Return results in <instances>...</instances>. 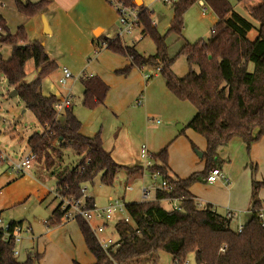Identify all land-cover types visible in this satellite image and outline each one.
<instances>
[{
  "label": "trees",
  "instance_id": "trees-1",
  "mask_svg": "<svg viewBox=\"0 0 264 264\" xmlns=\"http://www.w3.org/2000/svg\"><path fill=\"white\" fill-rule=\"evenodd\" d=\"M123 1L136 9V27H140L141 35L152 40L154 52L143 55L134 45L122 42L118 35L102 40L98 36L96 45L128 59L129 64L119 73L126 74L132 67L159 68L169 92L194 107L195 114L186 126L205 140L204 166L185 178H174L168 174L167 146L154 153L158 162L147 169L159 170L171 189L156 190L153 200L126 203L131 224L123 220L115 224L121 245L110 253L111 258L100 248L86 220L75 217L85 247L94 257L93 264H127L156 250L169 253L173 264H182L188 253L193 254L196 264H264V226L256 214L260 208L258 191L264 186L263 182L252 181V211L240 232L233 231L230 219L212 210L210 205L198 207L188 190L196 181L205 182L212 167L221 166L223 161L216 153L218 146L237 137L248 152L251 144L264 134V0L250 10L251 17L258 23L254 40L246 36L252 29L251 23L233 11L229 0H202L217 19L206 39L200 38L192 43L183 36V16L196 0L170 1L172 17L164 33H160L152 22L149 9L137 4V0ZM47 3V0H14L16 11L28 16L40 13ZM0 21L6 31L1 41L11 46L8 58L0 56V73L42 126L41 132H34L27 139L33 160L40 162L46 175L52 176L62 159V152L52 145L53 141L74 142L76 146L87 148L81 160L56 181V194L77 199L81 186L92 184L97 174L102 184H111L120 170H129V165L118 164L111 158L99 131L92 136L82 134L81 123L70 108L57 112L59 97L41 91V79L56 68L55 62L49 60L40 41L28 40L22 26L12 33L2 18ZM168 35H173L174 41H180L172 56ZM178 55H184L188 64V72L183 77L176 76L171 69ZM28 60L33 61L37 71L31 82L24 81V66ZM250 63L252 70L248 69ZM192 65L197 66L198 72L191 69ZM81 81L82 105L89 109L102 105L108 85L94 75ZM130 169L135 171L132 178L140 176L143 171L140 164H133ZM172 199L179 200L178 208L161 206L162 200ZM92 202L93 198L88 197L89 206ZM62 218L59 202L45 224L48 227L58 225ZM13 248L14 243L4 241L0 234V264H32L30 253L19 261ZM72 264L81 263L72 261Z\"/></svg>",
  "mask_w": 264,
  "mask_h": 264
},
{
  "label": "rangeland",
  "instance_id": "rangeland-1",
  "mask_svg": "<svg viewBox=\"0 0 264 264\" xmlns=\"http://www.w3.org/2000/svg\"><path fill=\"white\" fill-rule=\"evenodd\" d=\"M229 1L233 11L251 23L252 29L247 32L246 36L249 40H254L257 36L258 23L251 17L250 10L259 5L263 0ZM3 2L2 11L5 13L10 32L13 33L18 26H22L25 29L28 39H32L31 41H40L46 53L50 51L48 54L49 60L55 62L56 68L41 79V91L44 94L51 93L57 97L66 94L70 95L72 111L82 122V134L92 136L99 131L101 136L106 135L108 129L112 126L110 123L111 117L105 107L102 106L89 109L81 103L83 91L81 79L87 78L89 75H94L100 77L109 85V92L106 96L112 97L117 103H119V101L122 103L124 100L123 96L129 93L131 87L133 90H137L131 94L132 96H127L126 98V100L130 101L127 102L129 108L135 110L134 115L137 117V121L133 116L135 123L130 126L131 134L126 135L122 133V135H120V147H124L125 149L129 147V151L132 153L134 150L131 146L132 144L135 146L137 143L138 147H140L141 144H145L143 137L146 131L150 133L151 138L157 139L161 137L162 133H167V125H170L175 133L173 135L170 134L171 136H169L165 145L167 142H172L167 146L171 164L183 173V171L189 169L185 168V163H188L186 160H191L192 170H188V174L195 171L197 167H200V169L203 168V159L198 155V152H202V150L198 148L196 140L194 141L196 146H190L189 133L193 132L192 134H195L199 140H202L203 137L191 131L187 126L181 129V131L178 130V124H182L179 121L166 120V113L170 104L166 99H160L161 95L157 97L159 92L157 93L156 90L161 88L160 84H164L163 78L159 72L155 71L154 68L132 67L126 74L119 73V70H123L129 64L128 59L102 46V48H100L101 50L99 49L98 51V49H96L97 51H95L94 45L91 44L90 39L92 35H94L92 30L96 27L102 28L103 35L109 36L110 38L115 31L118 32V28L120 27L119 15L112 4L107 0H73V3L67 10L65 7V9L61 8L59 4L57 5V3L52 0L46 4L40 13L28 16L16 11L14 0H3ZM139 3L140 2H137V4ZM162 6L165 9L166 6L167 8L170 7L168 4H163ZM202 7L201 3L196 0L184 14L183 36L190 43L200 38L206 39L216 20L215 13L206 4L204 5L205 14L202 15ZM169 10H171V8ZM156 12H154V18L156 17ZM41 13L45 17L48 27L49 25H53V33H42ZM96 34H98V32ZM139 37V29L135 27L130 33H125L120 38L126 45L135 44L136 48L142 53L149 54L155 50L152 40L147 35L138 39ZM167 42L170 43L169 54L172 56L177 51L180 41H174L173 35H168ZM10 50L11 46L9 44L0 45V56L4 59L8 58ZM63 68H66L71 76L67 78L64 83H60L58 79L62 76ZM24 69V81H33L37 75L33 61H26ZM171 69L176 76L183 77L188 72L186 57L184 55L176 56ZM191 69L198 72L196 65H192ZM248 69L252 70L251 63ZM154 73H156V75ZM144 74H148L150 77L146 79ZM143 84L155 85L150 87L147 91ZM141 90L142 93H139ZM11 91L12 88L6 83L4 75L0 73V151L4 153L8 159L16 161L30 151L27 139L32 133L41 132L42 126L37 122L32 112L24 106L17 95H9ZM166 92L170 95L168 91ZM145 94H147L146 96L148 98L147 104L144 99ZM139 99L142 100L141 103H138ZM146 106L149 108V113H154V119L149 121V124L154 121L156 127L145 129L144 126L140 124ZM121 119H123L122 123L128 120L125 118L124 113L121 114ZM176 133L178 135L175 137ZM128 135H131V139H133L132 142H130ZM184 140L188 144L189 152L183 150L182 142H184ZM75 153L74 150L65 151L64 162L61 163L58 172L63 168L70 167L71 164L75 162ZM152 159V164L158 162L154 159L153 153ZM130 166L131 165H129L128 168L129 170H120V172L125 173L126 178L118 172L109 185L102 184L99 180V174H97L92 184H84L87 189V194L92 196L95 203L99 206L103 204L105 197L112 193L124 195L125 201L139 202L141 198L138 188L143 185H150L151 180L148 172H144L142 178L133 179L132 176H135L133 174L135 171L134 169L131 170ZM259 169L264 176V161L260 162ZM129 171H131V173H129ZM258 171L259 170H256L255 173H258ZM55 179L54 176L48 179V186L50 189ZM124 182L131 184L135 190L131 192L126 191V193H124ZM196 184H198V182ZM39 187L43 189L42 186ZM153 198L154 190L151 189L150 198L148 200H153ZM162 205L164 208H170V204L168 205L167 202H163ZM44 206V204H38L36 196L31 194L25 202L26 219L24 224L28 225V221L33 229L41 227L44 219L47 217V208ZM107 233H109V231H106L105 234ZM111 234L113 236L115 235L114 232H111ZM76 243L77 242H75V244ZM79 249L74 256L77 260L88 264L90 263L88 261L94 260L92 254L87 250L84 249L85 251L83 252V250L81 251ZM59 253V251H54L51 255L45 254L42 258L37 257V260L32 264H72V262H70L71 257L67 255V253H63V250L61 254ZM87 258L91 259L88 260ZM184 262L195 264L193 254L188 253ZM127 264H173V262L169 253L163 250H156L150 255H145L139 260H133Z\"/></svg>",
  "mask_w": 264,
  "mask_h": 264
},
{
  "label": "crops",
  "instance_id": "crops-1",
  "mask_svg": "<svg viewBox=\"0 0 264 264\" xmlns=\"http://www.w3.org/2000/svg\"><path fill=\"white\" fill-rule=\"evenodd\" d=\"M47 1L49 2L52 0H47ZM54 1L55 3H57V5L59 4L61 8L63 9L66 8L67 10L69 9L68 7L73 3V0H54ZM198 1L200 3H203L202 0H198ZM137 2H140L139 4L143 5L145 8L150 10L152 22L156 25L160 33H164L169 26V22L172 17V12L171 10H169L170 7L167 8L166 6L165 9L162 5L168 4L170 6V2L165 0H137ZM3 5H4L3 0H0V17L4 20L6 27L10 31L9 29L10 27L8 25V21L6 19L5 13L4 11H2ZM154 12L157 13L155 18L153 17ZM41 15L43 14L41 13ZM94 26H98V25H94ZM49 27H48L49 32L47 34L53 33L54 31L53 25H49ZM137 28L139 29V36H140L138 39H140L143 35H141L140 33V27ZM96 30L98 34H94ZM92 32L94 35H92L90 42L92 45H94L95 51H97L96 49H98L99 51V49L104 46L98 47L96 45V41L99 42L97 40V37L100 36L101 38L100 40H102L103 38H110V37L103 35V29L100 27H96L95 29L92 30ZM115 35H117V31H115V33L112 34L111 36L113 37ZM28 40L31 41L32 39H28ZM133 45L136 48V45L135 44ZM136 50L143 55H148L142 53L137 48ZM153 52L154 51H152L149 54H152ZM49 53L50 51L47 53V55ZM155 71L157 70L155 69ZM154 74L156 75V73ZM154 85L155 84H143V86H145V89L147 91L150 87H153ZM160 85L161 88L156 90L157 93L159 92L157 97L161 95L160 99H166L167 102L170 104V107L166 113V120L181 122L182 123L180 124L182 126L181 129H183L190 121V119L194 116L195 114L194 107L187 101H180L177 98H175L173 94L169 92V90L166 88L165 84H160ZM134 91L137 90H133V88L131 87L129 93L123 96L124 100L122 101V103L121 101L117 103L115 99H113L112 97L106 96L104 103L102 105L97 106V107H102V106L105 107L111 117L110 123L112 124V126L108 129V133L106 135L101 136L104 147L105 149L110 151V156L116 163L123 165H133L136 163L140 164L139 150H138L139 147L137 143L135 144V146L133 144L131 145L134 149L133 150L134 153L133 151L132 153L129 151V147L125 149L124 147H120L119 145V137L120 135H122V133H125L126 135L131 134L130 126L135 123L133 116L137 121V117L134 115L135 110L129 108L127 102L130 101L126 100L127 96L128 97L132 96L131 94ZM166 91H168L171 96L167 94ZM108 92H109V85H108L107 94ZM139 93H142V90L139 91ZM146 95L147 94L144 95V99L147 104L148 98ZM63 96L64 95L59 96V101L62 100ZM138 101L139 103L142 102V100L140 99ZM147 107L148 106H146L144 109V115L141 122L138 121L140 122V124L144 126L145 129L156 127L154 121L149 124V121H152L154 119V113H149L148 111L149 108ZM68 108H70L72 111L71 98H70V106ZM72 113L74 114L73 111ZM123 113L125 115V118L128 119L125 121V123H122L123 119H121V114ZM80 123L82 126L81 121ZM181 129L179 130L181 131ZM191 131L193 130L191 129ZM80 132H81V127H80ZM174 133L175 131L171 128L170 125H167V133L166 134L162 133L161 137L157 139L153 137L151 138L150 133L146 131V134L143 138L145 140V146L147 147L149 153L151 151V154L152 153L154 154L162 147H164L165 142L167 141L169 136H171L170 134L173 135ZM192 133L193 132L189 133L190 146L191 144L196 146V144L194 143V141L196 140L198 148L203 151L205 149L204 138L202 140H199V138H197L195 134ZM177 135L178 134L176 133L175 137ZM128 138L130 142L133 141V139H131V135H128ZM170 142H167L166 146H168ZM52 145L62 152L61 163L64 162L63 159H64L65 151L74 150L76 152L75 153L76 158H75V162L72 163L70 167L63 168L60 172H58L59 168L61 167V163H60V167L52 175L56 179L53 182V186L51 189L48 186V182H49L48 179L51 176L46 175L45 170L42 168V165L38 161L32 160L31 167L28 170V172L21 176H15L7 170V166H6L7 161H4L0 164L1 167L0 168V217H2V220L4 222H12V223L25 225L24 224L26 219L25 202L31 194H34L36 196V200L38 201V204L40 205L44 204L45 205L44 207L47 208V217L44 219V221L51 216L52 210L59 203L58 197L54 194L56 181L65 172H67L69 169L75 166L85 155L87 150L85 146H76L74 142H69L64 140L53 141ZM182 145H183V150L185 152L190 151L188 144L185 140L184 142H182ZM216 153L218 158L223 161L220 168L229 178V183H224L221 181H217L214 183L196 181L189 186L188 190L195 197V202L197 203L198 207L203 208L205 205H210L212 210L224 216H226V213H228V211L231 212L233 215L232 217L229 218L230 228L236 232L238 226L243 227V225L247 222L250 213L252 211L251 199H250L252 181L254 180L264 183V176L261 174L259 169L260 162L264 161V134L257 141L251 144L248 152L246 151L245 145L241 141V139L235 137L231 139L226 145L218 146L216 149ZM186 162L188 163L187 164L185 163V168H189V169H187V171H183L182 173V171H179L178 168H176L174 165L171 164L170 155H168V151H167L168 174L171 177L185 178L191 173L198 172V170L203 169L197 167L195 171L188 174L189 172L188 170H192L191 160L189 161L186 160ZM203 166H204V161H203ZM256 170H259L258 173H255ZM144 172L147 171L143 170L142 174L139 177L136 176L133 179L142 178ZM120 173L121 175H123L124 178H126L125 173L123 172ZM197 182L198 184H196ZM126 183L127 182H124L123 184L124 193H126V191L124 190V185ZM39 186H42L43 189L40 188ZM141 187L138 188V192ZM110 195H117L125 201L124 195H118L115 193H112ZM106 198L107 196L105 197L103 204L106 202ZM258 198L260 200V208L258 211L261 213V221H262V225L264 226V186H262L259 189ZM93 202L95 203L94 198H93ZM125 202L128 203V201ZM163 202H167L168 205L170 204L169 205L170 208L172 207V205L179 204V200L178 201L162 200L161 206H163L162 205ZM170 208H165V209H170ZM27 223L28 226H30L31 231L30 233L25 234L21 242L17 245V249H18V254L16 256L17 260L22 261L26 257L27 253H30L33 263L35 260H37V257L42 258V256L45 254L51 255L52 252L54 251L56 252L59 251L60 252L59 254H61V251L63 250V253L65 252L67 253V255L71 257L70 262L77 261L81 264H88L86 262L83 263L74 257L76 251L79 248H81L79 250L81 251L83 250V252L87 250L83 242L82 236L75 223V220L62 218L61 223L52 227L46 226V224H44L43 222V225L41 227H36L35 229L32 228L31 224L28 221ZM75 242L77 243L75 244ZM90 259L91 258H89L88 260ZM88 262H90L89 264H93L95 260Z\"/></svg>",
  "mask_w": 264,
  "mask_h": 264
},
{
  "label": "built area",
  "instance_id": "built-area-1",
  "mask_svg": "<svg viewBox=\"0 0 264 264\" xmlns=\"http://www.w3.org/2000/svg\"><path fill=\"white\" fill-rule=\"evenodd\" d=\"M110 4L113 5L116 12L119 15V24L117 35L122 37L125 33H130L132 29L136 27L137 21V11L134 7L126 4L123 0H107ZM171 1V0H165ZM202 14H205L204 4ZM1 18V17H0ZM6 31L4 30L1 21H0V45L4 44L1 40L5 36ZM159 71V68H156ZM71 76L70 72L66 69H62V76L58 79L60 83H64L67 78ZM90 76V75H89ZM87 77V76H85ZM145 78H148L149 75L145 74ZM139 103V101H138ZM70 106V95L66 94L63 96L62 100L57 102L56 110L57 112L63 111L65 108ZM139 158L140 165L143 167V170L148 172L151 183L139 189V196L141 201L148 200L150 198L151 189L154 190V197L156 190L169 191L171 185L164 178L159 170H148L149 166L152 165V154L149 153L145 144H142L139 147ZM0 159L2 162L7 161V170L15 176H21L28 172L31 167V162L33 160L32 154L22 156L19 160H10L2 152L0 153ZM221 181L224 183H229V178L225 175L223 170L220 167H212L205 179L207 183H214ZM86 186L83 184L80 188V197L77 199H72L70 197L61 196L54 193L60 202V208L63 211V218L74 220L75 217L79 216L86 220L89 227L93 231L97 242L100 248L111 258L110 253L115 252V250L121 245V240L119 239L118 234L115 232L114 226L119 220H123L126 223L131 224V220L126 211V202L117 195H109L106 198V202L103 205H97L92 202L89 206L87 203V198L89 195L86 192ZM124 190L131 192L135 188L131 184H125ZM154 199V198H153ZM178 201L177 199H172L170 201ZM178 205H172L171 208H178ZM257 216L261 219V213L258 211ZM232 213L228 211L226 217H232ZM96 220V221H94ZM45 224V221H44ZM242 226H238L236 232L242 230ZM31 228L28 225L21 224H10L9 222H4L0 217V234L4 241L11 240L14 243L13 254L17 256L18 249L17 245L21 242L25 234L30 233ZM106 231L109 233L105 234ZM111 232H114L113 236ZM223 250V248H221ZM182 264H188L183 262Z\"/></svg>",
  "mask_w": 264,
  "mask_h": 264
},
{
  "label": "water",
  "instance_id": "water-1",
  "mask_svg": "<svg viewBox=\"0 0 264 264\" xmlns=\"http://www.w3.org/2000/svg\"><path fill=\"white\" fill-rule=\"evenodd\" d=\"M41 20H42V31H43V33H48L49 29L47 27V22H46L45 17L43 15H41ZM96 32H97V30L94 32V34H96ZM9 95L10 96L11 95H16V91L14 89H12V91L10 92ZM181 127L182 126L180 124H178L177 129L179 130V129H181ZM198 155L200 157H202V152H198Z\"/></svg>",
  "mask_w": 264,
  "mask_h": 264
}]
</instances>
